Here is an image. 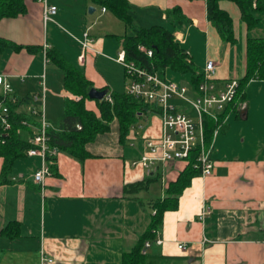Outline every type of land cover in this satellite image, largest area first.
Wrapping results in <instances>:
<instances>
[{
    "label": "crops",
    "instance_id": "0c3cea01",
    "mask_svg": "<svg viewBox=\"0 0 264 264\" xmlns=\"http://www.w3.org/2000/svg\"><path fill=\"white\" fill-rule=\"evenodd\" d=\"M22 1L24 13L0 19V37L20 46L7 47L0 54V75L10 84L15 103L19 102L15 112L28 115L32 107L39 109L34 97L43 94L44 118L53 129L63 116L65 99H79L64 88L63 71L46 59L48 50L58 52L81 71L93 88L105 87L107 95L108 91L126 90L129 79L125 71L119 72L123 67L114 59L122 50L118 37L132 32L112 13L100 7L95 17L92 0H46L56 7L52 20L46 21L41 2ZM128 2L136 27L168 25L166 12L179 6L183 20L176 24L173 35L191 62L202 69L206 60H212L219 85L245 75V42L251 30H246L232 3L220 2L233 23L235 41L230 43L222 41L207 21L205 0ZM89 8L92 12H86ZM83 31L92 39L93 50L85 51L79 63L77 39ZM258 37L264 36L250 38ZM108 70L116 71V79L109 77L114 75ZM245 92V101L237 112L228 114L224 128L214 138L212 175L192 178L175 196L176 209L164 213L150 245L142 250L148 262L264 264V80H249ZM173 102L189 115L188 105ZM85 105L97 111L92 99L85 100ZM37 120L35 116L26 120L20 139L28 141ZM159 135V116H141L122 144L118 122L113 119L108 132L85 144L89 156L82 161L57 152L52 174L40 186L33 181L40 158H17L11 172L0 178V264H41V256L51 260L42 264H121L122 254L148 228L154 214L151 202L164 198L168 185L186 166L177 160L154 162L148 168L137 163L145 152V139ZM1 167L0 157V171ZM148 176L154 181L145 191L124 196L123 185ZM144 205L150 207L149 214L144 213ZM12 222L17 226L8 227ZM157 239L162 242L155 243ZM179 244L186 249L180 250Z\"/></svg>",
    "mask_w": 264,
    "mask_h": 264
},
{
    "label": "trees",
    "instance_id": "16d2710c",
    "mask_svg": "<svg viewBox=\"0 0 264 264\" xmlns=\"http://www.w3.org/2000/svg\"><path fill=\"white\" fill-rule=\"evenodd\" d=\"M92 1L112 13L126 28L131 30L132 34L118 37L126 61L133 62L135 66L145 69L149 73L155 72L163 79H165L166 72L187 75L192 91L190 96H195L194 92L197 86L203 81V72L202 69L194 67L188 52L180 44V40H177L173 35L176 24L183 20L179 6L175 5L166 12L168 25L173 28L172 30L165 25L134 26L128 0ZM222 1L230 2L235 6L247 31L255 28L261 21L262 18L258 14L264 15V0H205L206 19L215 28L222 41L230 43L235 41L232 19L228 12L220 7ZM24 12L25 7L22 0H0V19L15 17ZM7 47L20 48L19 45L0 37V54ZM139 47H142L144 51L140 50ZM145 50L151 51V56H147ZM245 53V75L237 80L238 86L234 99L226 107L225 114L237 112L240 104L245 101V90L249 80H264V37L247 38ZM45 57L63 71L64 88L79 97L77 101L65 99L63 116L59 125L47 130L48 146L56 149L57 152L65 153L78 161H82L89 156L85 151V144L94 141L98 134L108 132L109 124L113 119L118 122V138L119 142L123 144L129 129L136 123L138 117L150 114L159 116L160 109L156 102L144 101L129 94L126 90L122 92L108 91L109 100L105 97L101 100L92 99L96 104V112L88 109L85 100H90L87 92L92 86L84 78L82 72L66 63L58 52L48 50ZM103 89L106 88H98V90ZM2 99L3 96L0 94V100ZM4 103L8 107L11 127L5 133L0 130V157L2 158L0 178H5L11 172L12 164L17 158L27 155L26 151L31 145L28 141L20 139L19 133L27 128L22 125V121H32L34 118L31 113L25 115L14 111L19 102H11L7 98L4 99ZM37 124L39 126V121ZM214 126L215 123L211 119L204 117V135L207 144L211 141ZM55 160L56 157L48 158L51 174ZM199 175L200 169L197 167L195 152H191L185 168L165 190L164 198H156L151 202L154 214L150 216L148 228L146 232L141 234L136 245L130 251L122 254L121 264H153L148 262L146 253H142L144 243L152 241L154 238L153 231L161 224L164 213L176 209L177 198L175 196L181 194L192 178ZM152 181L154 179L148 176L142 180L123 185L124 196L128 197L129 194L133 195L145 191ZM10 226H17V223H9L8 227Z\"/></svg>",
    "mask_w": 264,
    "mask_h": 264
},
{
    "label": "built area",
    "instance_id": "2783aa9c",
    "mask_svg": "<svg viewBox=\"0 0 264 264\" xmlns=\"http://www.w3.org/2000/svg\"><path fill=\"white\" fill-rule=\"evenodd\" d=\"M43 4L44 20L51 21L56 13V7L46 3V0H38ZM104 11V8H102ZM81 53L77 57L78 62L82 63L84 52L93 50L91 47L92 39L87 31H83L82 37L77 39ZM140 50L144 49L139 47ZM147 56H151V51L145 50ZM125 70L128 77L126 91L138 98L148 102H156L159 107L160 135L157 138H147L144 141L145 152L140 156L137 163L144 167H150L154 162L182 161L187 163L189 154L195 152L197 167L200 169V176L207 177L212 175L214 164L211 158L213 150V141L222 126L227 122L228 114L226 107L234 99L238 82L236 79H228L222 84H218L214 79L215 63L212 60H206L202 72L203 81L196 88L195 96L188 95V88L184 85H178L175 82L160 78L157 73H149L145 69L137 67L133 62L125 60V53L120 50L114 59ZM0 94L3 99L0 100V130L7 132L10 130L8 107L4 99L12 97V89L5 78L0 75ZM109 100V95L105 97ZM43 94L34 97V101L40 103V108L32 107L31 114L38 118L39 126L35 133L28 138L31 145L26 153L29 156H38L41 160L39 168L33 173V181L39 186L43 184L44 179L50 176L48 158L55 157L57 151L48 146L47 130L49 124L44 118L42 108ZM173 100H180L188 105L195 114L192 118L185 111L178 110ZM204 117L211 119L214 123V129L211 134V141L207 144L204 135ZM22 121V125H26ZM207 211L201 213V218ZM162 241L157 239L155 243ZM150 243H144L146 249ZM180 250H185L186 246L179 244ZM43 262H51L50 259L40 257Z\"/></svg>",
    "mask_w": 264,
    "mask_h": 264
},
{
    "label": "rangeland",
    "instance_id": "374dc122",
    "mask_svg": "<svg viewBox=\"0 0 264 264\" xmlns=\"http://www.w3.org/2000/svg\"><path fill=\"white\" fill-rule=\"evenodd\" d=\"M92 5L96 9V13H95V17H96L97 14H98V12H99L100 5L97 4V3H94V2H92ZM87 10L88 9H86V12H87ZM258 16L262 18V20L260 21L261 23L257 27H255L254 29H252L250 31V33H249L250 37H256L258 35L264 36V15L258 14ZM97 23H98V20H97L96 23H94L96 28H98ZM119 24H122V22L119 23ZM164 25H165V27L173 30V28H171L169 25H166V24H164ZM122 26H124V25L122 24ZM177 28L181 29L180 26L177 27ZM127 32L129 33V30H127ZM197 65L194 64V67L197 68V69H199L200 66H197ZM122 69H120V68L118 69L121 74H123V72H124V70L122 71ZM108 71H109V74H113L114 75V76H109V77H111L113 79H116V71L115 72L114 71H111V70H108ZM168 73L169 74H168V76H166V80H168V81H174L178 85H181V84L185 85L189 89L188 95L190 96L192 94L191 87H190L191 85L189 84V80H188V76L187 75H176V74H172L170 72H168ZM183 107H185V106H183ZM185 108H186L187 111H189L188 112L189 115H191L192 117H195V115L193 114V112L189 108H187V107H185ZM181 111H185V110L182 109ZM225 124L222 126V128H224ZM221 129L219 130V132L221 131ZM141 195L142 194L139 195L140 198H142ZM143 196H145V195H143ZM144 213H147V214L150 213V207H148L147 205H144Z\"/></svg>",
    "mask_w": 264,
    "mask_h": 264
},
{
    "label": "water",
    "instance_id": "95a60500",
    "mask_svg": "<svg viewBox=\"0 0 264 264\" xmlns=\"http://www.w3.org/2000/svg\"><path fill=\"white\" fill-rule=\"evenodd\" d=\"M88 12H92V8L88 9ZM107 95V89L103 90H98L96 88L91 87L88 92L87 96L90 99H96V100H101Z\"/></svg>",
    "mask_w": 264,
    "mask_h": 264
}]
</instances>
